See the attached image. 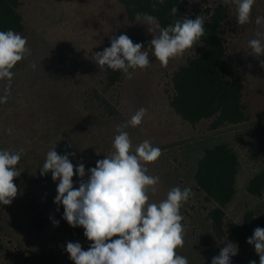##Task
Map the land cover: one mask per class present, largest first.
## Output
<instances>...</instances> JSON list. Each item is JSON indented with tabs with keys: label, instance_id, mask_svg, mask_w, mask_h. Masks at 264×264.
Returning <instances> with one entry per match:
<instances>
[{
	"label": "rangeland",
	"instance_id": "374dc122",
	"mask_svg": "<svg viewBox=\"0 0 264 264\" xmlns=\"http://www.w3.org/2000/svg\"><path fill=\"white\" fill-rule=\"evenodd\" d=\"M186 1L188 18L199 16L202 20L207 10L225 3ZM21 4L24 37L31 55L12 70L7 102L0 103V149L22 153L16 166L21 173L14 180L18 194L10 205H0V240L5 246L0 264H74L66 244L79 242L84 250L90 247L84 229L74 228L63 219L62 204L54 203L58 181H53L51 172L41 175V168L48 151L55 148L60 155L70 154L74 166L83 163L87 173L114 151L118 126L128 132L133 152L144 140L161 149L159 159L146 165L149 175L159 177L157 191L149 192L150 203H159L176 186L192 191L180 209L185 243L177 253L189 264H211L228 242L237 246L230 233L222 240L215 237L206 211L210 205L196 189L194 177L204 150L228 143L241 164L238 197L226 209L228 219L241 225L246 210L264 214V194L251 198L246 191L250 179L264 171V54L256 55L249 47V41L255 38L264 42V36L256 35L264 34V19L256 23L257 17L264 18V0H256L249 22L243 25L238 23L234 0L226 3L230 7L229 65L245 80L250 120L218 131H209L210 121L197 125L185 122L170 106L174 95L172 75L196 55V44L162 67L150 43L160 34L158 25L154 20L148 23L146 18L130 23L119 0H21ZM121 34L134 36L143 45L150 66L130 69L132 78L124 74L118 87L107 93L106 98L118 107L121 118L105 120L108 123L103 126L86 123L92 120L82 117L86 109L82 101L87 95L80 92L90 86L105 87L95 53L110 47L111 39ZM7 87L8 81L0 80V96ZM140 108L147 110L141 125L122 127ZM80 179L74 175L75 188ZM83 179L86 181L88 176ZM55 221H59L58 226Z\"/></svg>",
	"mask_w": 264,
	"mask_h": 264
},
{
	"label": "clouds",
	"instance_id": "9594fccd",
	"mask_svg": "<svg viewBox=\"0 0 264 264\" xmlns=\"http://www.w3.org/2000/svg\"><path fill=\"white\" fill-rule=\"evenodd\" d=\"M255 2L234 0L239 24L249 22ZM176 12L177 8L173 7L172 13ZM262 19L257 17L256 23L260 24ZM153 20L151 16L146 17L148 23ZM204 33V22L199 16L177 20L151 40L153 55L162 67H167L170 59L193 48ZM256 35L264 36L260 32ZM249 47L256 55L264 54V42L260 38L250 40ZM142 49L141 43H134L126 34H121L111 39L110 47L95 53L96 62L101 68L122 70L131 79L130 69L144 70L150 66L148 53ZM29 55L31 50L25 37L13 30L0 31V80L8 81L0 103L7 102L14 76L12 70ZM146 112L140 108L122 127L141 125ZM117 132L112 154L98 160L87 173L83 163L73 165L68 153L60 155L54 148L46 155L41 175L51 172L53 181H58L54 203L62 204L63 219L74 228L82 227L84 236L91 242L87 250L79 242H68L66 252L74 264H189L177 249L185 243L180 209L192 195L191 189L173 187L165 199L150 203L149 192L157 191L159 177L149 175L146 165L159 159L161 149L144 140L133 152L128 132L121 130V126ZM21 155V152L0 149V205H10L18 194L14 180L21 173L16 167ZM74 175L81 178L78 188L73 184ZM55 224L58 226L59 221ZM247 243L254 246L259 264H264V228H255ZM237 253V246L228 242L212 258L211 264H231V257Z\"/></svg>",
	"mask_w": 264,
	"mask_h": 264
},
{
	"label": "trees",
	"instance_id": "16d2710c",
	"mask_svg": "<svg viewBox=\"0 0 264 264\" xmlns=\"http://www.w3.org/2000/svg\"><path fill=\"white\" fill-rule=\"evenodd\" d=\"M119 1L124 6L130 23L151 16L160 30L173 25L177 20L188 18L189 14V4L186 0ZM21 5V0H0V31L13 30L24 37L26 26L20 12ZM173 7L177 8L175 14L172 13ZM137 14L140 15L139 19ZM205 15L203 19L205 33L195 43L196 55L189 58L187 63L172 75L174 95L170 100V106L185 122L197 125L203 121H210L209 131H218L245 124L250 120V115L245 102V80L240 74L233 73L229 65L227 29L230 7L226 3H220L215 8L207 10ZM128 37L134 43H140L134 36ZM16 68L17 65L14 69ZM102 72L104 88L90 86L85 91L82 88L79 90H83L80 93L87 95L82 101L86 109L84 116L78 112L77 115L92 120L86 123L95 126H103L110 120L121 118L118 107L114 106L106 95L118 87L125 73L122 70L113 71L107 68H102ZM73 91L77 92L76 89ZM87 110L93 112L95 116H91ZM95 110L101 113V116L96 115ZM105 120L108 122L104 123ZM63 137L61 133L60 138ZM86 156L81 154L83 159L87 158ZM90 157L91 155L88 158ZM240 171L241 164L236 151L228 143H219L204 150L198 161L194 180L196 189L210 205L206 211L215 237L222 240L230 233L237 241L238 253L233 264H249L250 261L259 264V256L254 246L248 244L247 240L253 235L255 228H264V217L249 211L239 225L229 220L226 213L227 206L236 198ZM246 189L249 194L262 197L264 171L254 176ZM4 250L5 246L0 240V256Z\"/></svg>",
	"mask_w": 264,
	"mask_h": 264
},
{
	"label": "crops",
	"instance_id": "0c3cea01",
	"mask_svg": "<svg viewBox=\"0 0 264 264\" xmlns=\"http://www.w3.org/2000/svg\"><path fill=\"white\" fill-rule=\"evenodd\" d=\"M239 175H240V174H239ZM238 178H239V176H238ZM251 179H252V178H251ZM251 179H250V180H251ZM237 187H238V186H237ZM238 189H239V188H238ZM246 191H247V189H246ZM247 193H248V192H247ZM248 195H250L251 198H252V197L257 198V197H255V196L249 194V193H248ZM237 197H238V192H237V195H236V198L234 199V201L237 199ZM234 201H233V202H234ZM233 202H232L230 205H232ZM256 203H259V202L256 201ZM230 205H229V206H230ZM229 206H227V208H228ZM227 208H226V209H227ZM249 211H252V210H246V211H244V212H243V215H245V214H246L247 212H249ZM253 212H255V211H253ZM226 213H227V212H226ZM255 213H256V212H255ZM256 214H257L258 216H262V217H264V214H262V213H261V214L256 213ZM227 215H228V214H227ZM242 220H243V218H242ZM242 220H241V222H242ZM236 223H237V222H236ZM237 224H238V223H237Z\"/></svg>",
	"mask_w": 264,
	"mask_h": 264
}]
</instances>
